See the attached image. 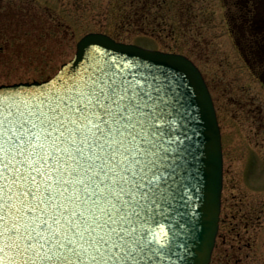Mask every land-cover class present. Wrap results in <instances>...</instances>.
I'll use <instances>...</instances> for the list:
<instances>
[{"label": "water", "instance_id": "obj_1", "mask_svg": "<svg viewBox=\"0 0 264 264\" xmlns=\"http://www.w3.org/2000/svg\"><path fill=\"white\" fill-rule=\"evenodd\" d=\"M89 78L98 79L101 84L106 81L109 95L113 89L132 85L142 101L141 109L131 121L135 127L116 137L123 141L120 151L134 157L133 169L127 175L109 159L110 151H101L92 141L81 144L77 140L76 145L70 146L65 133L63 141L57 142L61 149L68 148L69 153H75L77 146L83 149L79 163L69 161L67 154H62L65 163L79 169L80 177L100 175L106 180V188L119 192L116 187L119 184L139 201L135 207L139 215L133 214L128 224L123 225V238L114 242V248L110 246L101 264H210L220 221L223 152L214 104L200 70L184 55L145 49L118 42L104 33L91 32L78 40L73 58L62 64L53 77L0 85L4 113L12 111L18 116L15 126L19 133V124L28 118L31 105L49 111L47 105L55 100L53 94L60 92L66 83ZM128 94L132 95L130 87ZM98 111L103 122V111ZM24 126L27 133L31 123ZM33 131L41 129L37 127ZM26 157L27 153L19 154V150L15 158L6 157L12 166L5 169L3 181L11 184L14 168L29 177L12 190L17 206L26 203L35 209L34 213H22L24 219H35L37 224L45 220L51 223L54 212L63 220L61 205L68 208L69 216L91 207V202L84 204L82 200L71 199L76 187L81 186L70 183L63 186L69 192L58 197L55 210L46 199L37 208L26 195L29 189L50 182L62 191V185L56 181L67 178L74 182L77 176L69 175L71 168L61 176L50 167V176L45 177L28 166ZM122 158L118 156L117 160ZM33 176L35 183L31 181ZM20 193H25L24 203ZM12 222L13 218L9 217L6 227ZM0 256L5 264H23L26 258L18 255L14 247H5Z\"/></svg>", "mask_w": 264, "mask_h": 264}, {"label": "rangeland", "instance_id": "obj_2", "mask_svg": "<svg viewBox=\"0 0 264 264\" xmlns=\"http://www.w3.org/2000/svg\"><path fill=\"white\" fill-rule=\"evenodd\" d=\"M145 1L0 0V85L48 79L89 32L187 56L208 86L222 140L221 212L211 264H264V87L238 53L223 0H155L145 13L168 25L122 22Z\"/></svg>", "mask_w": 264, "mask_h": 264}, {"label": "snow or ice", "instance_id": "obj_3", "mask_svg": "<svg viewBox=\"0 0 264 264\" xmlns=\"http://www.w3.org/2000/svg\"><path fill=\"white\" fill-rule=\"evenodd\" d=\"M129 87L132 88L131 96L128 94ZM108 88L106 81L101 84L100 80L91 78L66 83L60 92L53 94L55 100L48 103L49 111L38 105L29 107L28 118L19 124V133L15 126L18 116L13 115L12 111L5 115L4 101L0 100V253L4 252L5 247H14L18 255L26 257L23 264H101V258L110 246L114 248V242L123 238V225L128 224L133 214L139 215L135 212L139 201L126 193L123 186L116 184L119 192L110 190L105 187L106 180L101 179L100 175L93 174L84 179L80 177L78 168L65 163L62 154H67L69 161L79 163L78 156H83L81 147L77 146L75 153H69L68 148L61 149L57 143L63 141L65 133H68L70 146L76 145L77 140L81 144L92 141L101 151L111 152L109 159L117 167H122L125 175L132 171L131 161L134 157L120 151L123 141L116 137L124 136L126 129L135 127L131 121L141 109L142 101L132 85L113 89L111 95ZM98 109L103 111V122ZM28 123H31V128L26 133L24 125ZM37 127L41 129L40 132L33 131ZM101 139L104 143L100 142ZM17 140H21V143L17 144ZM18 150L19 154L26 152L28 166L45 177L50 176V167L61 176L71 168L69 175H76L77 179L73 182L65 178L56 183L62 187L70 183L80 185L72 193L71 199L82 200L84 204L91 202V207L69 216L68 208L61 205L63 220L57 218L54 212L51 223L45 220L37 224L35 219H24L22 213H34L35 209L23 202L25 193H20L24 206H17L13 202L12 190L29 177H24L19 169L14 168L11 184L3 183L6 179L5 169L12 166L10 161L6 162V157L11 155L15 158ZM118 156L123 158L117 160ZM31 181L35 183L36 177H31ZM41 187L44 191H41ZM68 192L67 187L61 191L46 182L29 189L26 195L31 197L37 208L46 199L55 210L58 197ZM126 196L129 199H125ZM9 217L13 218V222L6 227ZM0 264H5L3 256H0Z\"/></svg>", "mask_w": 264, "mask_h": 264}, {"label": "trees", "instance_id": "obj_4", "mask_svg": "<svg viewBox=\"0 0 264 264\" xmlns=\"http://www.w3.org/2000/svg\"><path fill=\"white\" fill-rule=\"evenodd\" d=\"M223 2L227 8L226 24L238 53L253 78L264 87V0H223ZM155 3L158 2L155 0L152 3L150 0L143 2V6L136 9L133 14L126 12L122 22L127 25L138 22V26L142 28L151 22L157 23V27L168 25L169 21H162L153 13H145V9H148L147 5L156 6ZM128 4H130L129 9L135 5L133 1Z\"/></svg>", "mask_w": 264, "mask_h": 264}]
</instances>
